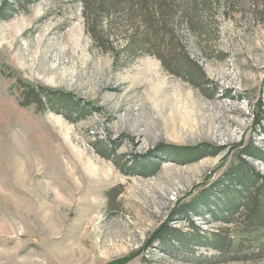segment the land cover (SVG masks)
Instances as JSON below:
<instances>
[{
	"label": "rangeland",
	"instance_id": "obj_1",
	"mask_svg": "<svg viewBox=\"0 0 264 264\" xmlns=\"http://www.w3.org/2000/svg\"><path fill=\"white\" fill-rule=\"evenodd\" d=\"M204 2L0 0V264H264L261 224L201 213L241 161L264 180V0ZM160 145L223 151L141 175Z\"/></svg>",
	"mask_w": 264,
	"mask_h": 264
},
{
	"label": "trees",
	"instance_id": "obj_2",
	"mask_svg": "<svg viewBox=\"0 0 264 264\" xmlns=\"http://www.w3.org/2000/svg\"><path fill=\"white\" fill-rule=\"evenodd\" d=\"M173 1L175 2V0H172V2ZM201 1H203L202 5L206 7L207 6V4L205 3L206 1L205 2L204 0ZM157 2H154V4H157ZM171 12L173 11L171 10ZM186 59L184 62L186 65L183 66V69L185 70L189 66L188 67L189 74H186V76L184 77L185 78L188 77V81H190V83H192L193 86L205 91V85L207 84V82L205 81V74L203 70L198 65L190 62L188 58ZM164 65L167 67V63L165 62V60H164ZM190 70H193L194 73L191 74ZM22 89L23 92H22L21 105L23 107H36V109L38 110H43L48 106H50L54 110L60 112V110L56 108L57 105L54 106L55 102L59 100L66 102L70 101V98L67 95H63L58 92H52L47 88L24 86ZM67 118L72 120V116H67ZM255 122L256 124L259 125V127L262 130V134L264 135V126H263L264 111H262L260 114L259 113L257 114L255 118ZM222 151L223 150L220 148L214 149L213 147L203 146V145L196 147H187V148L170 146V145L168 146L160 145L159 148L156 149L155 152L156 156H150L148 158V161H144L145 163L143 162L142 164L140 163V165L143 166L139 167V173H141V175H147V173L150 172L155 173V171H157L158 168H160L161 165L160 160L164 161L168 157L169 159L175 158L180 161L181 160L187 161L191 157L202 158L207 156H216L222 153ZM243 153L245 154V156H249L251 158L253 157L255 159L264 161V155L260 150H258L255 147L248 148ZM162 157L164 160H162ZM247 167H248L247 164L244 161H241L239 164H237V166L232 167L224 175L222 180H220L214 186V188L212 189L213 191L211 190L207 192V193H213L214 194L213 196H216L215 194L223 193L222 194L223 198L226 199L221 200L219 203H215L216 200L213 199L211 200L213 203L212 206L203 201H201L202 204L199 201L192 202L187 206L186 211L190 212V210L187 209H194L193 211H196L195 208L200 207L201 204L202 205L201 207L203 209L201 213L204 214L208 213L209 215L213 216V218L216 221L219 220L221 217L222 218L221 221H223L225 224H229L232 223L231 217L233 215H235L236 213H241V215L247 218L249 221L255 224H261L264 227V180L263 179L259 180L257 177L249 175V172L246 169ZM223 186H226L228 188L230 187V189L232 188L231 190L232 195L230 194V191L228 192V190L225 188H222L220 191L219 188ZM168 231H169V226L166 224L163 228H161L154 234L153 238L148 242L146 247H151L154 240H160L166 237ZM218 237L219 236H215L214 240L216 242L214 243L220 244L221 241L217 240ZM211 248L217 251H222L221 246L216 247L214 245H211ZM261 248L262 251H264V244L261 246Z\"/></svg>",
	"mask_w": 264,
	"mask_h": 264
},
{
	"label": "bare ground",
	"instance_id": "obj_3",
	"mask_svg": "<svg viewBox=\"0 0 264 264\" xmlns=\"http://www.w3.org/2000/svg\"><path fill=\"white\" fill-rule=\"evenodd\" d=\"M15 116V115H14ZM0 121H3V120H0Z\"/></svg>",
	"mask_w": 264,
	"mask_h": 264
}]
</instances>
